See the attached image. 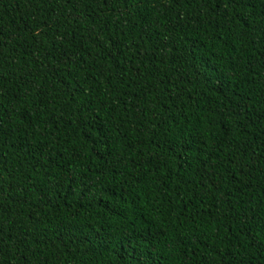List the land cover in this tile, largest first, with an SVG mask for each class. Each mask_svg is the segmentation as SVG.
I'll use <instances>...</instances> for the list:
<instances>
[{
  "label": "trees",
  "instance_id": "trees-1",
  "mask_svg": "<svg viewBox=\"0 0 264 264\" xmlns=\"http://www.w3.org/2000/svg\"><path fill=\"white\" fill-rule=\"evenodd\" d=\"M0 264H264V0H0Z\"/></svg>",
  "mask_w": 264,
  "mask_h": 264
},
{
  "label": "snow or ice",
  "instance_id": "snow-or-ice-1",
  "mask_svg": "<svg viewBox=\"0 0 264 264\" xmlns=\"http://www.w3.org/2000/svg\"><path fill=\"white\" fill-rule=\"evenodd\" d=\"M225 6L227 7V4H225Z\"/></svg>",
  "mask_w": 264,
  "mask_h": 264
}]
</instances>
